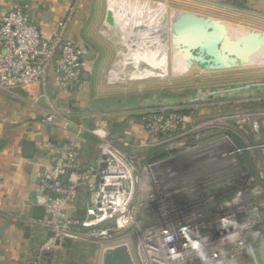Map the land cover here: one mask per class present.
I'll return each mask as SVG.
<instances>
[{
	"label": "built area",
	"instance_id": "obj_1",
	"mask_svg": "<svg viewBox=\"0 0 264 264\" xmlns=\"http://www.w3.org/2000/svg\"><path fill=\"white\" fill-rule=\"evenodd\" d=\"M76 8L77 3L71 14ZM69 21L70 17L59 23L58 32L48 39L23 9L16 7L9 12L0 22V86L46 83L54 75L65 93H79L84 60L90 51L67 39ZM143 119L153 137L179 131L181 125L183 132L186 127L176 113H148ZM44 122L60 125L72 135L65 155L54 160L38 183L37 205L45 208V216L42 220L32 219V223L54 234L48 236L42 250L62 249L67 238L100 243L131 231L145 264H226L241 258L264 234V139L257 124L249 132L242 126L229 129L219 122L222 131L212 135L210 144L218 166L201 172L204 176L208 173L206 181L191 187L193 199L183 203L178 201L181 195L175 200L172 196L168 200L167 195H175L184 184L181 182L190 176H180L176 186L166 188L165 179L156 169L168 161L149 159L140 166L137 158L122 152L108 133L90 132L69 111L62 115L50 111ZM89 132L99 139V154L94 165L84 167L79 162L77 145ZM245 154L253 160L250 171L242 160ZM81 186L90 194L85 220L73 219L70 214L75 212ZM144 193L146 199L137 202L138 194ZM154 195L161 197L156 201ZM196 195H206V202ZM157 215L161 220L149 223Z\"/></svg>",
	"mask_w": 264,
	"mask_h": 264
},
{
	"label": "crops",
	"instance_id": "obj_2",
	"mask_svg": "<svg viewBox=\"0 0 264 264\" xmlns=\"http://www.w3.org/2000/svg\"><path fill=\"white\" fill-rule=\"evenodd\" d=\"M210 1L225 6L233 4L241 9H264V0H206ZM75 3L77 8L71 14ZM16 7L23 9L48 39L58 32L59 23L70 17L67 39L87 46L90 52L84 60L86 66L79 93H65L54 75L46 83L15 88L0 86V263L103 264V250L97 243L72 239L71 245L64 243L62 249L42 250L49 232L32 223V196L37 192L41 175L51 169L57 157L65 155L72 135L60 125L49 126L44 120L50 111L61 115L69 111L90 132L108 133L122 152L135 156L142 166L158 152H164L166 144L173 140L164 134L151 136L143 119L144 111L165 105L167 98H144L145 85L139 89L136 86L146 79H133L131 75L146 66L137 65L131 52L125 56L127 50L124 53L100 35L107 0H0V22ZM112 68L126 70L125 79L110 83L108 73ZM207 126H210V135L222 129L215 127V122ZM186 130L185 127L183 132ZM90 132L77 145L79 162L85 167L94 165L99 154V139ZM89 207L90 194L81 186L71 217L87 219ZM114 259L119 264L115 255Z\"/></svg>",
	"mask_w": 264,
	"mask_h": 264
},
{
	"label": "rangeland",
	"instance_id": "obj_3",
	"mask_svg": "<svg viewBox=\"0 0 264 264\" xmlns=\"http://www.w3.org/2000/svg\"><path fill=\"white\" fill-rule=\"evenodd\" d=\"M147 1L156 2L166 7L168 6L169 11H188L195 14L197 13V15L200 14L202 16L217 18V22L221 19L234 24L241 23L252 28H257L264 33V9H259V11L258 9L256 10V8L251 9L243 7V9H241L233 4L225 6L213 1L206 2V0ZM209 24L210 22L204 21L202 39L208 37V31L211 30ZM161 27L162 29H160ZM161 27L156 34L167 42L168 38H170L169 31H167V28L168 30L171 29L170 21L168 20L167 28ZM216 37H213L209 41H204L207 49L206 54L203 55L205 66L214 67L218 63L219 65L222 64L225 60L222 54L216 53V49L219 47V39H216ZM167 43L169 45L167 63L169 73H171V61L174 49H172L170 42ZM262 47L263 46L260 48ZM250 61L252 60H245V62ZM260 62L262 64L264 63V55L262 53ZM198 63L199 62H197V64ZM149 72H152L154 76H149L145 78L146 81L138 83L136 89H139L141 85H145V88H143L144 90H142L144 98L155 96L159 99L164 96V98H167V101L164 100L166 102L165 105H157L150 110L144 111L143 118L148 113L155 112L168 113L171 111L170 113H175L180 111L189 113L186 117L180 116V118L183 119L182 124H184L187 129L185 132H182L181 129L183 125H181L179 131L177 130L176 132L166 134V138L173 139L166 144L164 151L167 157L163 159L168 162L163 165L161 164L156 169L157 174L165 179V186L168 189L176 186V184L180 182V176L183 178L187 175L190 176L188 179H184L183 182H181L184 184L175 195H167L168 200L170 199L169 196H172L171 199L175 200L176 195H181L178 201L185 203L193 199V195L190 193L191 187L202 181H206L205 176H207L208 173L204 176L201 172L205 171L206 173L209 169L218 166V157L216 159L214 146H210L213 141V134L210 135V126H207L209 123L215 122V127H218L220 126L219 122H222L221 125L228 126L229 129H238L239 126H242L249 132L253 128V125L257 124L261 131H263L261 137L264 139V86L251 87L240 91L234 90L251 84H264V65L240 68L231 67L230 69L214 68L209 70H202L198 65H195L194 69L190 72L177 76L170 74L172 76L168 78L163 77V71L159 65L154 69H150ZM164 101H158L156 103H165ZM220 130L222 131V129ZM250 140H252L251 137H249V141ZM221 160L222 157H219V162ZM242 160L246 169L250 171L253 162L251 156L245 154ZM153 161H159V159L153 158ZM144 165L145 162L142 167ZM154 196H152L151 199L152 205H154ZM196 196H198V199L202 203L206 202V195ZM146 197L147 195H140V197L137 198V202H141L146 199ZM160 197L161 195L158 197L155 196L156 201H158ZM163 200L164 198L162 197L160 201ZM146 219L149 221L148 216ZM156 219L161 220V217L157 215L156 218L151 219L149 223ZM136 240L137 238L134 237L130 231L124 235L120 234V236L114 240H109L107 242L101 241L97 244L101 246L103 255L106 250H115L121 246L127 247L135 264H145L142 251ZM251 247L257 252L259 264H264V234L257 237V239L251 243L241 258L226 264H255L252 257L253 255L251 254ZM188 264L202 263L190 262Z\"/></svg>",
	"mask_w": 264,
	"mask_h": 264
},
{
	"label": "bare ground",
	"instance_id": "obj_4",
	"mask_svg": "<svg viewBox=\"0 0 264 264\" xmlns=\"http://www.w3.org/2000/svg\"><path fill=\"white\" fill-rule=\"evenodd\" d=\"M120 9L124 15L131 20L135 21L136 24L146 25L150 27L151 33L158 31L161 26L167 28L168 20L170 21V30L167 42H170L174 53L172 55V71L169 73V67L167 63V55H165L163 61L158 62L156 66H160L163 71V77L168 78L169 76H177L190 72L194 69L195 65L202 66L197 61L194 60L191 55L195 54V51H201V60H203V55L206 54V47L204 41H209L213 37L219 39V47H217V53L222 54L220 51V44L223 41L224 37L228 34L244 36L246 32H253L258 35V40L260 42L259 46L248 44L245 48H242L243 55L231 56L223 55L225 58L224 62L219 65L216 64L215 67H256L264 65L260 63L259 57L261 58V53L264 55V33L263 31L258 30L257 28H252L241 23L234 24L224 20L217 22L218 20L214 17L202 16L197 13H192L188 11L181 10H171L169 11L168 6L160 5L156 2H151L147 0H119ZM168 9V10H167ZM167 11V12H165ZM170 17V19H169ZM217 20V21H216ZM204 21L210 22L209 27L211 30L208 31V37L198 40L199 34L204 28ZM160 26V27H159ZM162 29V27L160 28ZM216 44V43H215ZM168 43L166 47H168ZM263 46L262 48H260ZM188 50L180 51L182 49ZM189 48V49H187ZM168 52V51H167ZM125 55V54H124ZM222 59V58H221ZM252 60L250 62H245V60ZM195 61V62H194ZM135 62V61H134ZM126 63V62H125ZM230 69V68H229ZM120 78L125 79L124 76L128 73L126 70L117 71ZM172 74V75H170ZM110 255L112 260L116 263L114 255L119 264H135L132 260L130 254L128 253L127 247H121L117 251L111 250Z\"/></svg>",
	"mask_w": 264,
	"mask_h": 264
},
{
	"label": "water",
	"instance_id": "obj_5",
	"mask_svg": "<svg viewBox=\"0 0 264 264\" xmlns=\"http://www.w3.org/2000/svg\"><path fill=\"white\" fill-rule=\"evenodd\" d=\"M120 3L119 0H107V8L105 19L103 23V28L100 31V35L106 39L111 45L115 47H119L121 49H125L131 52V57L137 63V65H145L142 71H138L131 75L133 79H144L149 76H154V74L150 71V69H154L157 66L159 61H163L165 55L168 53V47H166L167 42L162 39L160 36L156 34L157 31L151 33V29L145 30L142 28L140 24H136L135 21L126 17L122 10L119 8ZM248 44L259 46L260 42L258 40V35L253 32H246L244 36L232 35L228 34L224 37L223 41L220 44V51L223 55L228 56H239L243 55L242 48L247 46ZM189 49V48H187ZM175 51V50H174ZM180 51H186V49H182ZM201 51H195L194 55L191 57L199 62L200 65H204V60H201ZM167 58V57H166ZM158 61V62H156ZM221 68V67H211ZM231 68V67H226ZM233 68V67H232ZM224 69V68H221ZM108 81L110 83H119L122 78H120L117 70L112 68L108 73ZM264 84H251L243 88L234 89L243 90L249 89L251 87H261ZM69 176L65 178V183L68 181ZM45 216V208L43 206L37 205V192L35 191L32 196V206L30 209V218L34 220H42ZM54 234L49 233V237H52ZM72 239L67 238L64 240L65 244L71 245ZM122 247V246H121ZM251 252L254 257L255 264H259V258L257 252L251 247ZM110 250L105 251L103 255V264H118L115 263L110 255ZM0 264H8L5 262H1Z\"/></svg>",
	"mask_w": 264,
	"mask_h": 264
},
{
	"label": "trees",
	"instance_id": "obj_6",
	"mask_svg": "<svg viewBox=\"0 0 264 264\" xmlns=\"http://www.w3.org/2000/svg\"><path fill=\"white\" fill-rule=\"evenodd\" d=\"M213 68V67H212ZM209 69H211V67H206V68H204V67H202V70H209ZM168 112V111H167ZM171 111H169L168 113H170ZM176 114H178L179 116H187V115H189V113H187V112H180V111H177V112H175ZM165 157H167V154L166 153H164V152H158L157 153V156L155 155V157H153V158H155V159H163V158H165ZM85 167V166H84Z\"/></svg>",
	"mask_w": 264,
	"mask_h": 264
},
{
	"label": "flooded vegetation",
	"instance_id": "obj_7",
	"mask_svg": "<svg viewBox=\"0 0 264 264\" xmlns=\"http://www.w3.org/2000/svg\"><path fill=\"white\" fill-rule=\"evenodd\" d=\"M202 34H203V30L201 31V34H199V37H201V38L198 40H202Z\"/></svg>",
	"mask_w": 264,
	"mask_h": 264
}]
</instances>
